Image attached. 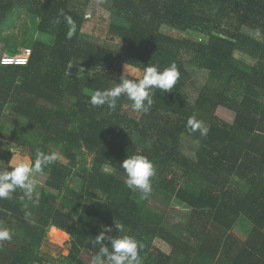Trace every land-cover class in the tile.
<instances>
[{"label":"trees","instance_id":"16d2710c","mask_svg":"<svg viewBox=\"0 0 264 264\" xmlns=\"http://www.w3.org/2000/svg\"><path fill=\"white\" fill-rule=\"evenodd\" d=\"M90 1L0 0L1 54L31 50L26 65H0V165L19 159L12 162L13 148L32 160L36 149L58 151L68 161L37 174L47 176L38 206L22 200L20 189L0 199V226L14 233L0 242V264H43L38 252L51 227L70 237L63 261L89 264L81 254L92 260L104 226L112 228L107 235L127 234L143 245L141 264H264V0H97L111 15L107 38L119 40L121 51L81 32ZM19 10L30 25L17 44L1 34ZM65 16L77 26L71 39ZM162 28L197 36L177 40ZM173 63L180 74L175 86L155 90L150 111L138 120L123 112L130 106L124 97L115 111L89 103L95 90L119 83L113 74H124L126 64L162 70ZM190 68L207 74L193 104L182 89ZM218 108L234 114L232 124L216 118ZM192 117L205 122L206 135L187 127ZM184 137L196 143L192 158L181 152ZM132 154L155 166L147 199L124 184L119 164ZM76 168L79 191L69 186ZM155 194L189 211L186 232L193 241L148 207ZM239 222L252 227L247 240L222 244ZM156 239L171 247L170 255L155 248Z\"/></svg>","mask_w":264,"mask_h":264},{"label":"clouds","instance_id":"9594fccd","mask_svg":"<svg viewBox=\"0 0 264 264\" xmlns=\"http://www.w3.org/2000/svg\"><path fill=\"white\" fill-rule=\"evenodd\" d=\"M60 15L64 16V13L61 12ZM65 21L68 25L66 36L71 39L76 33L77 26L70 16H65ZM124 69L120 82L115 83L114 87L95 90L91 94L89 103L92 106H107L110 111H115L117 101L124 97L132 111L147 114L154 103L155 90L171 91L180 75L174 63L162 70L154 64H147L143 69L126 64ZM187 127L192 132L199 130L202 136L207 134V128L194 117L188 119ZM58 159L56 153L46 154L36 149L34 160L18 159L14 164L8 162L4 167H0V199H9L17 189H20L23 193L22 200L38 206L40 193L34 177ZM119 167L124 172L125 186L132 192H138L141 199H147L152 193V178L156 175L153 163L144 155L132 154L127 155ZM24 206L27 208L28 203ZM115 230L126 233L123 224H116ZM111 232L112 228L104 226L95 236V243L99 248L91 264H141L139 253L143 245L135 237L127 234L119 236L106 234ZM13 235L9 228L0 226V242L11 241Z\"/></svg>","mask_w":264,"mask_h":264},{"label":"rangeland","instance_id":"374dc122","mask_svg":"<svg viewBox=\"0 0 264 264\" xmlns=\"http://www.w3.org/2000/svg\"><path fill=\"white\" fill-rule=\"evenodd\" d=\"M89 16H85V22L82 27V33L86 35L87 37L94 38L98 40V45H101L103 47H107L114 51H121L123 48V44L119 40L115 41H109L107 38L108 34V28L110 24L111 15L106 8H103L97 0L90 1L88 5V11L87 13ZM13 23L10 26V28H5L2 31L1 36L7 37V39L10 42L19 44L22 42V39H24L26 32L28 31L29 27V19L24 14L23 10H19L17 14H13L12 17ZM163 33L169 35L172 38H175L177 40L182 39H193L196 34H190V33H182L176 30H171L170 28H162ZM242 31L245 33H250L246 28H242ZM254 37L258 38L257 35H254ZM260 39V37L258 38ZM4 43L0 40V54L4 52L3 50ZM22 49L25 48H19V53ZM235 58L245 61L246 63L252 64L254 61H252L247 56L235 52L234 53ZM122 74H113V80L114 82H120V77ZM207 85V74L206 72L202 70H198L196 68H190L189 69V76L188 79L185 80L184 86L182 87L183 92L185 93V96L187 97L188 101L193 104L195 100L197 99L199 93L201 90ZM123 112L126 113L128 116L138 120L140 117V112H134L130 108V106H124ZM12 114L10 111L6 110L4 112V117H6V120L15 123L13 118L11 117ZM215 116L220 121L226 122L228 124H232L234 120V114L232 112H229L225 110L224 108H218L215 111ZM197 121L201 122L204 127L207 128V125L203 120H199L195 118ZM196 148V143L187 138L184 137L182 140V149L181 152L189 157L192 158L194 156V150ZM12 153L14 154L12 157V162L15 160L16 157L19 159H29L27 151H22L18 148H13ZM58 154L60 163L67 164L68 161H66L58 151H56ZM78 160H80V156H78ZM91 157H86L85 164L87 166L90 165ZM4 165H0L2 167ZM103 170L105 172L110 173L111 170L108 167H104ZM77 173V168L73 170L71 180H69V186L70 188L79 191L81 189V182L79 181ZM37 185V190H39V187L44 185L47 176L40 174L36 175L34 177ZM233 188V186H232ZM155 199H151L148 201V207L153 209L156 212H159L163 217L165 224L169 228H171L173 231H175L179 236L182 238H189L191 241L194 239L190 237L187 234V228L189 227V224L191 221L189 219V211L185 210L182 207L175 206L173 203H170L169 205H166L164 199L162 196L155 194ZM54 228V227H52ZM251 225L247 222H239L237 223L231 231H229V239L226 240L225 238L222 239V244H225L226 242H235L243 244L248 236L249 232L251 231ZM51 228H49L50 230ZM56 229V228H55ZM195 229V228H194ZM47 231L46 237L41 243V246L39 248V257L43 260V264H67L65 261H63V258L67 257L70 253V237L68 236V239H66L62 244H55L52 242V239L50 238V231ZM196 230V229H195ZM60 231V230H57ZM197 231V230H196ZM61 232V231H60ZM199 232V231H197ZM264 233V231H263ZM193 239V240H192ZM5 247L7 248H14V246H11L4 242ZM153 245L155 248L162 253L166 255H170L171 253V247L156 239L153 242ZM81 258L86 260L89 264H91L90 257L81 254ZM217 264H220V261L217 262Z\"/></svg>","mask_w":264,"mask_h":264},{"label":"built area","instance_id":"2783aa9c","mask_svg":"<svg viewBox=\"0 0 264 264\" xmlns=\"http://www.w3.org/2000/svg\"><path fill=\"white\" fill-rule=\"evenodd\" d=\"M86 16H89L88 14ZM31 55V50L28 48L22 49L19 54L16 55H8V54H1L0 56V65L3 66H23L26 65L29 61Z\"/></svg>","mask_w":264,"mask_h":264},{"label":"bare ground","instance_id":"6f19581e","mask_svg":"<svg viewBox=\"0 0 264 264\" xmlns=\"http://www.w3.org/2000/svg\"><path fill=\"white\" fill-rule=\"evenodd\" d=\"M58 229L52 228L49 230L51 234L50 238L52 239V242L55 244H62L66 239H68V234L64 232L57 231Z\"/></svg>","mask_w":264,"mask_h":264},{"label":"crops","instance_id":"0c3cea01","mask_svg":"<svg viewBox=\"0 0 264 264\" xmlns=\"http://www.w3.org/2000/svg\"><path fill=\"white\" fill-rule=\"evenodd\" d=\"M166 255V254H165Z\"/></svg>","mask_w":264,"mask_h":264}]
</instances>
